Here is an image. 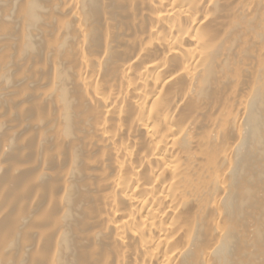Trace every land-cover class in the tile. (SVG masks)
I'll return each mask as SVG.
<instances>
[{"label":"bare ground","instance_id":"bare-ground-1","mask_svg":"<svg viewBox=\"0 0 264 264\" xmlns=\"http://www.w3.org/2000/svg\"><path fill=\"white\" fill-rule=\"evenodd\" d=\"M0 264H264V0H0Z\"/></svg>","mask_w":264,"mask_h":264}]
</instances>
